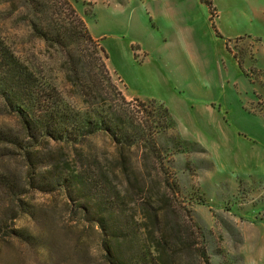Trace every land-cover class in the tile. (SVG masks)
Returning <instances> with one entry per match:
<instances>
[{
  "label": "rangeland",
  "instance_id": "1",
  "mask_svg": "<svg viewBox=\"0 0 264 264\" xmlns=\"http://www.w3.org/2000/svg\"><path fill=\"white\" fill-rule=\"evenodd\" d=\"M43 1L53 8L51 25L67 34L63 42L43 37L26 0H0V33L75 117L97 113L103 121L106 110L115 111L145 140L129 149L101 129L76 144L36 141L0 99V264H108L99 228L56 184L79 173L85 158L111 172L140 217L172 203L194 225L212 264H264V0H203L192 17L158 24L121 0H69L98 46L76 35L84 31L63 0ZM90 78L94 90L83 85ZM165 106L173 119L168 130ZM33 152L40 155L36 174L28 163ZM145 152L166 159L154 167ZM41 172H49V192L31 183ZM19 228L35 242L12 236Z\"/></svg>",
  "mask_w": 264,
  "mask_h": 264
},
{
  "label": "trees",
  "instance_id": "2",
  "mask_svg": "<svg viewBox=\"0 0 264 264\" xmlns=\"http://www.w3.org/2000/svg\"><path fill=\"white\" fill-rule=\"evenodd\" d=\"M63 1L73 15L75 14L76 28H79L80 32L84 31L76 35L98 46L84 16L78 13L77 8L69 0ZM207 2L212 5L211 1ZM26 3L34 11L35 20L46 24V26L43 24L40 26L43 30L42 35L47 41L56 39L58 42H63L66 39V33L61 34L51 25L54 12L49 4L43 0H26ZM35 25L38 24L35 23ZM54 33L58 38H52ZM95 59L98 61L100 58ZM81 67L83 69V65ZM101 67L109 72L105 62H101ZM88 81L83 85L88 90H94L95 80L90 78ZM0 99L13 109L22 120L28 136L36 141L47 138L76 144L95 135L101 129L110 132L119 144L128 146L129 149L145 140L138 130L130 133L127 124L123 121V115L115 111L106 110L109 116L103 120V127L100 126L103 121L96 120L97 113L89 120L84 117H75L74 112L63 101L56 88L40 79L36 72L16 54L1 33ZM162 109L166 119L163 128L168 130L173 125V119L166 106ZM155 129L152 127V130L155 131ZM3 137L0 131V139ZM152 141L156 142V134L152 136ZM143 157L154 167L158 161L163 162L166 159L154 152H145ZM39 158L40 155L37 152L28 155V163L33 174L38 173L36 170ZM80 165L79 173L65 174L56 181V184L79 205L84 214V220L99 228L101 245L108 264H187L185 256L194 258L197 261L196 264H212L205 244L199 246L194 225L185 215L173 209L172 203L152 205L153 208L149 209L147 216L149 220L147 217H140L138 210L130 206L127 196L114 183L111 172L98 159L85 158ZM125 170L129 171L127 165ZM135 173L137 174L133 177L138 179L144 190V182L141 181L138 172ZM158 178L162 183L170 186L168 179ZM31 183L39 185V188L44 187L45 191H51L47 187L50 184L49 172L39 173L38 178L34 176ZM23 211L30 216L35 215L29 206L23 208ZM19 217V215L14 216L12 219L16 220ZM4 226L1 220L0 237L5 234ZM11 232L12 236L29 242H35L37 238L33 232L23 228ZM7 236H11V233L8 232Z\"/></svg>",
  "mask_w": 264,
  "mask_h": 264
},
{
  "label": "crops",
  "instance_id": "3",
  "mask_svg": "<svg viewBox=\"0 0 264 264\" xmlns=\"http://www.w3.org/2000/svg\"><path fill=\"white\" fill-rule=\"evenodd\" d=\"M201 1V2H199ZM203 0H121V4H133V10L143 7L159 23L160 19L176 15L186 20L192 17L195 7H201ZM136 19V15H135ZM182 20V21H183Z\"/></svg>",
  "mask_w": 264,
  "mask_h": 264
}]
</instances>
